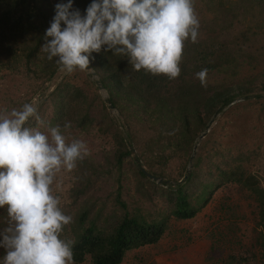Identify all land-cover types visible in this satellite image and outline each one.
<instances>
[{
	"label": "rangeland",
	"instance_id": "obj_1",
	"mask_svg": "<svg viewBox=\"0 0 264 264\" xmlns=\"http://www.w3.org/2000/svg\"><path fill=\"white\" fill-rule=\"evenodd\" d=\"M59 2L20 3L13 16L31 20L16 37L0 29V112L31 102L43 123L27 127L70 122L69 142L88 146L53 185L73 218L62 238L75 243L91 224L108 237L128 212L165 228L119 264H264V0H194L197 42L185 41L172 80L103 50L90 71L61 72L41 50ZM90 2L73 7L83 14ZM177 185L197 208L191 218L172 213ZM7 224L0 209V229ZM90 262L86 253L78 264Z\"/></svg>",
	"mask_w": 264,
	"mask_h": 264
},
{
	"label": "clouds",
	"instance_id": "obj_2",
	"mask_svg": "<svg viewBox=\"0 0 264 264\" xmlns=\"http://www.w3.org/2000/svg\"><path fill=\"white\" fill-rule=\"evenodd\" d=\"M74 0L55 5L41 50L66 74L90 71L92 53L102 50L127 58L134 71L180 75L185 41L197 42L199 19L194 0H91L83 14ZM205 71L196 73L203 85ZM42 124L31 102L0 112V264H73L74 241L62 238L72 216L63 211L53 185L61 171H72L88 154L82 139L70 142L71 123Z\"/></svg>",
	"mask_w": 264,
	"mask_h": 264
},
{
	"label": "trees",
	"instance_id": "obj_3",
	"mask_svg": "<svg viewBox=\"0 0 264 264\" xmlns=\"http://www.w3.org/2000/svg\"><path fill=\"white\" fill-rule=\"evenodd\" d=\"M20 3L23 6L28 3V0H0V29L11 30V35L14 37L24 24L31 20L30 11L26 13L25 18L20 14L13 16L14 10L16 11ZM94 57L97 58L98 55L95 54ZM102 85L106 88L104 83ZM231 99V96L222 99V104H228ZM196 211L197 208L190 204L182 187L177 185L173 215L179 219H187L193 217ZM164 228L163 221L145 222L130 216L128 212L123 214L108 237L94 233L95 226L91 224L74 243L73 262L77 264L82 262L84 255L88 253L91 256L90 264H119L125 251L156 242Z\"/></svg>",
	"mask_w": 264,
	"mask_h": 264
},
{
	"label": "water",
	"instance_id": "obj_4",
	"mask_svg": "<svg viewBox=\"0 0 264 264\" xmlns=\"http://www.w3.org/2000/svg\"><path fill=\"white\" fill-rule=\"evenodd\" d=\"M89 67H91V66L89 65ZM99 87L102 88V89L104 88L103 85H101V84L99 85ZM106 101H107V103L109 104V107L112 108V105H111V103H110V100L107 99ZM141 170H142L143 173H145L148 177H150V178H152V179H155V180L158 179L156 176L146 173L143 169H141Z\"/></svg>",
	"mask_w": 264,
	"mask_h": 264
}]
</instances>
